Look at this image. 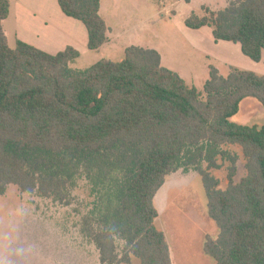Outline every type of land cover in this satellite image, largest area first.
<instances>
[{"label":"trees","instance_id":"16d2710c","mask_svg":"<svg viewBox=\"0 0 264 264\" xmlns=\"http://www.w3.org/2000/svg\"><path fill=\"white\" fill-rule=\"evenodd\" d=\"M81 22L87 47L108 42L101 0H56ZM218 11L187 18L192 30L212 28L215 42L239 44L259 63L264 55V0H226ZM11 3L0 0V195L8 186L68 203L80 179L91 186L92 210L83 236L101 264H172L155 221V197L166 178L193 170L203 183L218 237L203 252L215 264H264V125L232 122L242 102L264 108V76L214 67L203 93L161 64L159 53L130 46L119 62L101 60L72 70V47L49 54L17 40L8 44L3 22ZM243 177L236 182L239 156ZM229 163L225 188L212 172ZM206 164L205 168L203 164ZM122 247H119V243Z\"/></svg>","mask_w":264,"mask_h":264},{"label":"rangeland","instance_id":"374dc122","mask_svg":"<svg viewBox=\"0 0 264 264\" xmlns=\"http://www.w3.org/2000/svg\"><path fill=\"white\" fill-rule=\"evenodd\" d=\"M53 1L58 7L57 1ZM102 2V16L108 27L126 31V38L116 44L119 48L117 53L109 55L108 47L97 51L88 50L87 31L81 22L61 12L64 19H69L76 26L72 27L61 19H51L54 29L61 31L60 34L55 32L61 41L55 43V48L49 52L56 54L71 47V39L78 42L76 49L81 56L69 65L72 70L87 69L101 60L119 62L124 58L125 48L138 46L157 51L164 66L174 70L189 86L201 93L209 79L210 67L216 68L223 77L232 69L264 76V56L259 63H255L242 54L239 44L215 42L212 28L192 30L184 25L187 18L202 16V7L221 10L224 1ZM109 4H114V7L109 9ZM115 5L125 11V15L117 22H114V17L119 15ZM19 9L14 7L5 24L11 48L15 46L14 32L18 29V23L29 34L27 18H19ZM62 32L71 36H65ZM68 36L71 39H67ZM232 122L261 127L264 125V108L257 101L247 99L242 102L240 112L232 118ZM227 149L239 156L238 182L244 175L242 155L236 148ZM228 166L229 163L224 162L223 168L212 172L220 181L222 189L226 185ZM70 193L68 203H58L38 194H24L13 185L7 187L5 194L0 195V264H101L95 245L81 231L82 219L92 210L95 200L91 195V186L85 179H80ZM155 205L159 212L155 226L167 238L172 264H215L203 252V245L207 236L216 239L219 230L208 216L206 193L196 172L180 169L168 176L156 194ZM122 245L120 242L119 247ZM131 264L140 263L132 259Z\"/></svg>","mask_w":264,"mask_h":264},{"label":"crops","instance_id":"0c3cea01","mask_svg":"<svg viewBox=\"0 0 264 264\" xmlns=\"http://www.w3.org/2000/svg\"><path fill=\"white\" fill-rule=\"evenodd\" d=\"M9 1L11 3L10 13H9L8 18L3 22V28H4V32H5V35L7 37V40H8V34L5 31V24L9 20L10 16L12 15V12H13L15 6L20 8L19 9V11H20L19 12V18L21 20H25L27 18V21L29 23L28 24L29 27H28V31H27L29 34H26L25 31H23L21 29V26L19 23L17 25L18 29L15 25V28L17 29L14 32L15 37H16V41L20 40V41L25 42V43H27V44H29V45H31V46L39 49V50H42L46 53L51 51V49L55 48V46H54L55 43H60V41H61V40H59V39H61L60 37H56V33L60 34L61 31L59 29H56V28L54 29V26L51 24V19H53V20L61 19V21L68 23L72 27L76 26L75 23H73V22L71 23V21H69V19H64V17H62L63 15H60L62 13V11H59L60 10L59 6L57 7L53 0H37V3H36V0H9ZM221 1H224V3L220 7L221 9H223L227 6V3H226V0H221ZM102 3L103 2L101 0L100 15L103 18V16H102L103 4ZM111 7H114V4L112 6L109 4V9ZM115 7L117 8V13L119 14L118 16L114 17V22H117L118 20H120V18L123 15H125V11H124V8H120V6H118V5H115ZM211 11H213V10H211ZM215 11H218V10H215ZM59 12H61V13H59ZM104 21H105V19H104ZM49 24L52 27H50ZM106 25H107V23H106ZM107 27H108V25H107ZM122 27L123 28L125 27L124 24ZM62 33H64V32H62ZM64 35L66 36L69 34L64 33ZM69 36H71V35H69ZM69 36L67 37V39L68 38L71 39V37H69ZM123 38H126V31L122 30V32H121V31L111 30L108 27V42L104 46H102L100 49L108 47L109 55H111L113 53H117L119 48H118V46H116V44H118ZM16 41H15V43H16ZM71 41L73 44H69V46L76 49L78 42L76 41V39H75V41L73 39H71ZM87 42H88V38H87ZM49 54H55V53L49 52ZM263 56H262V58H263ZM161 64L164 68L175 72L174 70L164 66L162 58H161Z\"/></svg>","mask_w":264,"mask_h":264}]
</instances>
